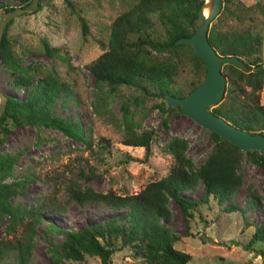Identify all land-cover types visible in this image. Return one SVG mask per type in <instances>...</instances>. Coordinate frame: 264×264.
I'll return each mask as SVG.
<instances>
[{
    "label": "rangeland",
    "instance_id": "374dc122",
    "mask_svg": "<svg viewBox=\"0 0 264 264\" xmlns=\"http://www.w3.org/2000/svg\"><path fill=\"white\" fill-rule=\"evenodd\" d=\"M70 1L73 9L64 0H40L35 10L12 18L7 27L14 66L0 61V92L25 98L28 88L18 81L27 75L36 79L52 74L68 79L73 92L69 95L61 90L50 114L78 124L82 139L53 127L6 122L9 130L0 143V156L17 158L10 172L0 178V185L16 181L25 184L22 191L9 197L10 206L19 210V220L13 223L8 214L0 216V246L10 248L0 258V264H22L13 250L20 241H27L29 246L24 264H53L52 255L64 247L65 235L58 228L77 229L116 214L101 202H76L73 189L88 187L97 192L111 189L120 195L133 194L168 172L173 163L168 150L172 140L185 141L188 166L194 172L214 148L210 131L176 106L161 105V98L143 96L133 86L110 89L104 83L98 84L88 69V64L107 48L113 20L137 0ZM3 2L16 5L14 0ZM79 16L88 26L85 36ZM153 20L155 32H161V25ZM210 28L260 31L264 62V0H222ZM43 41L51 47L59 46L60 51L47 55ZM182 69V77H192L191 64L187 62ZM260 102L264 104V76ZM42 103L44 98L40 96L39 104ZM125 114L133 131H152L147 154L142 146L123 143ZM101 138L109 142L108 147L99 144ZM238 172L242 177L238 191L222 201L210 197L193 211L189 227L179 205L168 199L171 215L164 223L179 235L174 247L190 254L187 264H264V242L245 247L255 226L264 221V169L244 152ZM202 192L203 185L198 180L194 189L183 194L198 198ZM231 203L243 211L224 209ZM35 214L38 221H33ZM61 264L102 263L97 256L84 254L82 260L62 258ZM112 264L144 262L133 256L129 247H119L112 254Z\"/></svg>",
    "mask_w": 264,
    "mask_h": 264
},
{
    "label": "trees",
    "instance_id": "16d2710c",
    "mask_svg": "<svg viewBox=\"0 0 264 264\" xmlns=\"http://www.w3.org/2000/svg\"><path fill=\"white\" fill-rule=\"evenodd\" d=\"M3 1L0 0L1 14L15 6L27 5L31 0H14L15 6ZM64 1L74 8L70 0ZM202 4L203 0H137L113 20L107 48L88 64L95 82L104 83L110 89L119 85L133 86L143 96L161 98V105L166 103L164 97H183L196 88L206 74L205 64L188 45L176 44L175 41L194 32V19ZM79 18L82 35L85 36L88 26L82 17ZM153 18L161 25V32H155ZM11 21H8L0 41V61L13 67L10 40L6 35ZM132 35L135 37L132 38ZM208 40L217 53L236 56L247 68L240 69L231 62L222 64L221 71L226 78L224 95L217 104L207 109L236 127L264 134V104L260 102L264 76L262 33L252 28L234 31L210 28ZM43 51L51 56L57 54L60 47H51L43 41ZM187 62L191 64L193 73L192 77L184 78L181 71ZM18 82L28 88V94L25 98L6 94L7 104L0 117V143L9 130L7 121L13 125L31 123L53 127L67 136L82 139L78 124L50 114L51 106L61 90L69 95L73 92L68 79L52 74L36 79L33 75H27L20 77ZM38 94L44 98V103L39 104ZM176 109L180 110L179 106ZM124 123L126 131L123 143L142 146L147 154L152 131H133L126 114ZM210 135L214 148L197 172L188 166L185 141L174 139L168 144L173 156L168 172L158 180L148 182L136 193L120 195L111 189L106 192L93 191L88 187L84 190L73 189L76 202H101L116 214L77 229L58 228L65 235L64 247L52 255L53 264H61L62 258L82 260L84 254L97 256L102 264H112V254L119 247H129L133 256L144 264H187L191 259L190 254L174 247L179 235L171 232L164 223L171 215L168 199L176 201L189 227L193 211L198 206L208 202L210 197L218 201L229 199L242 184L238 167L244 152L217 133L210 132ZM99 144L105 148L109 142L101 138ZM246 154L264 169V153L249 151ZM16 158L10 154L0 156V178L10 172ZM198 180L203 185L202 194L198 198L184 195V191L197 186ZM24 184V181H16L0 185V216L8 214L13 223L19 220L20 215L19 210L10 206L9 197L22 191ZM224 209L243 211L233 203ZM38 219L35 214L33 221ZM257 241L264 242V221L255 226L245 247L251 248ZM13 250L17 251L24 264L29 253L28 242L16 243ZM6 251H10V248L0 246V258Z\"/></svg>",
    "mask_w": 264,
    "mask_h": 264
},
{
    "label": "water",
    "instance_id": "95a60500",
    "mask_svg": "<svg viewBox=\"0 0 264 264\" xmlns=\"http://www.w3.org/2000/svg\"><path fill=\"white\" fill-rule=\"evenodd\" d=\"M40 0H31L27 5L15 6L0 16V41L9 20L26 12L35 10ZM222 0H209V13L204 15L203 4L197 10L194 19V32L187 37L178 38L176 44L188 45L194 54L203 61L206 74L202 82L183 97L167 96L163 100L171 107L179 106L181 113L190 117L210 132L217 133L243 152L258 151L264 153V134L251 133L227 122L223 117L207 109L217 104L226 87V78L221 71L224 62H231L240 69L246 65L236 56L220 55L208 40L210 22L219 13ZM8 97L0 92V117L5 110Z\"/></svg>",
    "mask_w": 264,
    "mask_h": 264
},
{
    "label": "bare ground",
    "instance_id": "6f19581e",
    "mask_svg": "<svg viewBox=\"0 0 264 264\" xmlns=\"http://www.w3.org/2000/svg\"><path fill=\"white\" fill-rule=\"evenodd\" d=\"M203 12L204 15H207L209 13V0H206L203 4Z\"/></svg>",
    "mask_w": 264,
    "mask_h": 264
}]
</instances>
